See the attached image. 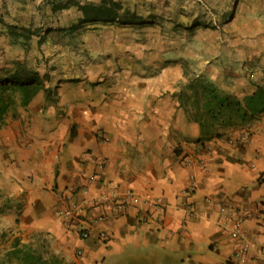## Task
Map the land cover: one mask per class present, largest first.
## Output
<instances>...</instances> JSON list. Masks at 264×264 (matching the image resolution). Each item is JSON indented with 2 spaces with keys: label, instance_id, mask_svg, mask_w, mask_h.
<instances>
[{
  "label": "crops",
  "instance_id": "0c3cea01",
  "mask_svg": "<svg viewBox=\"0 0 264 264\" xmlns=\"http://www.w3.org/2000/svg\"><path fill=\"white\" fill-rule=\"evenodd\" d=\"M55 1L0 0V43L22 47L11 27L52 29L46 46L23 48L46 47L64 64L72 45L85 44L80 30L115 27L87 26L72 6L55 12ZM252 27L264 29V0L250 3L243 28ZM259 37L255 48L242 41L249 49L240 47L237 59L246 64L222 70L224 82L219 70L205 74L224 94L242 100L264 87V33ZM17 62L24 64L16 60L13 67ZM64 68L53 74L56 103L46 104L40 91L0 129V190L18 210L19 236L40 240L48 255L74 264H264V228L248 221L234 238L233 217L220 211L222 204L252 208L264 199V112L223 138L197 142L200 126L180 107L175 87L93 82ZM102 189L159 198L163 208L113 214L85 205ZM66 202L86 211L88 239L57 216ZM101 215L108 218L98 221ZM245 243L250 248L242 253Z\"/></svg>",
  "mask_w": 264,
  "mask_h": 264
},
{
  "label": "rangeland",
  "instance_id": "374dc122",
  "mask_svg": "<svg viewBox=\"0 0 264 264\" xmlns=\"http://www.w3.org/2000/svg\"><path fill=\"white\" fill-rule=\"evenodd\" d=\"M251 1L253 0H156L152 3L158 7L166 4L188 6L180 8L184 14L198 6L201 12L198 19L202 26L186 30L185 27L189 24L184 23L183 14V27L177 31L163 23L138 28L115 26L99 29L98 32L89 30L88 33L80 30L77 34L85 44L70 47V60L67 59L65 65L55 60L46 47L38 51L23 47L11 49L9 45L0 43V70L6 67L12 69L16 60L22 61L29 70H36L41 75L48 70L51 77L49 86L55 90L54 93L58 86L54 70L64 69L62 71L65 74L64 67L69 65L87 73L93 82L105 78L137 86L153 80L157 85L167 84L178 90L185 70L204 75L205 78L209 71L219 70L217 78L224 82L222 70L233 72L246 64L244 59L243 63L237 59L240 47L245 51L249 49L247 46L244 48L246 44H242V41H249L255 48L260 34L264 33V29L243 28L250 14ZM47 64L49 66L46 67ZM64 74H61V78L67 79ZM12 115L13 113L8 116ZM0 204L5 210L0 216V228L7 234L0 245V255L10 247L15 237H20L23 243L31 242L46 256H50L45 250L47 244L40 243L34 237L29 241L28 237L18 235L19 224L14 218L18 216V210L14 209V203L1 194V190Z\"/></svg>",
  "mask_w": 264,
  "mask_h": 264
},
{
  "label": "trees",
  "instance_id": "16d2710c",
  "mask_svg": "<svg viewBox=\"0 0 264 264\" xmlns=\"http://www.w3.org/2000/svg\"><path fill=\"white\" fill-rule=\"evenodd\" d=\"M70 6L81 13L82 23L87 26L115 25L138 28L163 23L174 31L183 27L181 18L184 13L180 11L182 10L180 8L188 7L172 4L158 7L148 1L57 0L53 3L52 9L57 12ZM200 14L198 6L184 14V23L189 24L185 27L186 30L202 26L198 19ZM42 29L35 26L11 27L9 34L15 44H20L22 47L30 48L33 42L41 47L47 45L48 34L52 33V29H47L45 33ZM50 82L48 70L41 75L38 71L29 70L19 62L15 63L12 69H2L0 72V129L5 125L8 115L13 113L12 116L16 117L19 110L26 109L40 91L45 92L46 104L56 103L52 97L55 90L47 86ZM55 88L58 89L59 86ZM175 96L186 116L200 126L201 135L197 142L223 138L226 131L243 128L264 112V87L259 86L253 95L241 100L224 94L204 75H197L187 70L183 73V81ZM4 213L5 210L0 204V216ZM6 236L7 234L0 228V245ZM0 264L74 263L65 262L57 255L46 256L33 243H23L20 237H15L10 247L1 253Z\"/></svg>",
  "mask_w": 264,
  "mask_h": 264
},
{
  "label": "built area",
  "instance_id": "2783aa9c",
  "mask_svg": "<svg viewBox=\"0 0 264 264\" xmlns=\"http://www.w3.org/2000/svg\"><path fill=\"white\" fill-rule=\"evenodd\" d=\"M100 168H103L106 164L105 160L99 162ZM89 208H101L113 214H120L125 212L130 207L135 209H141L144 205L147 210L150 209H162L163 203L159 198L147 196L141 197L136 192H130L126 197L121 198L115 191L102 189L98 192L95 198L87 202ZM220 211L223 214L233 217L234 228L231 233L232 237L238 238L242 234V227L248 221H253L256 225L264 228V199L253 205L252 208L239 206L233 203L220 205ZM189 215L193 216V212L190 209ZM57 216L66 222L68 228H74L80 235L81 239L86 240L90 237V229L85 227V219L87 218L86 211L78 209L75 206L69 205L67 202L64 207L57 211ZM108 218V215H101L98 217V221H103ZM100 238L104 241L108 239V236L103 233ZM249 245L245 243L241 249L242 253H247ZM81 255V253H79ZM240 257L241 254H236Z\"/></svg>",
  "mask_w": 264,
  "mask_h": 264
}]
</instances>
